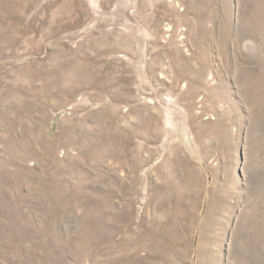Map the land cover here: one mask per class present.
<instances>
[{
  "label": "rangeland",
  "instance_id": "obj_1",
  "mask_svg": "<svg viewBox=\"0 0 264 264\" xmlns=\"http://www.w3.org/2000/svg\"><path fill=\"white\" fill-rule=\"evenodd\" d=\"M0 264H264V0H0Z\"/></svg>",
  "mask_w": 264,
  "mask_h": 264
}]
</instances>
